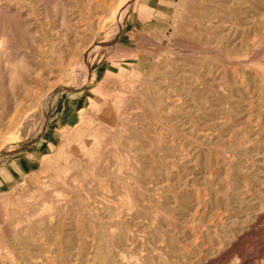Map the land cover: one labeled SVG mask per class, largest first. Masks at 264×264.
I'll return each instance as SVG.
<instances>
[{
	"label": "rangeland",
	"instance_id": "1",
	"mask_svg": "<svg viewBox=\"0 0 264 264\" xmlns=\"http://www.w3.org/2000/svg\"><path fill=\"white\" fill-rule=\"evenodd\" d=\"M0 264H264V0H0Z\"/></svg>",
	"mask_w": 264,
	"mask_h": 264
},
{
	"label": "bare ground",
	"instance_id": "2",
	"mask_svg": "<svg viewBox=\"0 0 264 264\" xmlns=\"http://www.w3.org/2000/svg\"><path fill=\"white\" fill-rule=\"evenodd\" d=\"M46 93L44 94V97H43V105L46 103L45 100H46ZM34 259V258H33ZM38 259V258H37Z\"/></svg>",
	"mask_w": 264,
	"mask_h": 264
}]
</instances>
